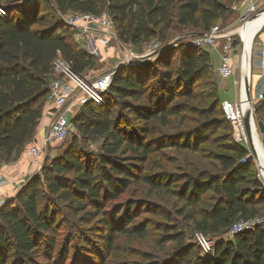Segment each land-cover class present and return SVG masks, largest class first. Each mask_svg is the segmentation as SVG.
<instances>
[{
    "label": "trees",
    "instance_id": "obj_1",
    "mask_svg": "<svg viewBox=\"0 0 264 264\" xmlns=\"http://www.w3.org/2000/svg\"><path fill=\"white\" fill-rule=\"evenodd\" d=\"M2 8L0 168L20 155L42 117L41 105L48 97L53 59L60 55L77 73L94 66L93 55L76 45L73 31L56 14L57 10L95 15L105 11L114 22L118 39L129 44L164 36L174 24L199 28V33L207 31L230 10L220 0H14ZM199 49L202 47L179 44L159 52L153 64L119 67L102 104L83 101L72 122L82 138L101 137L100 148L97 152H85L77 146L75 136L63 153L45 159L39 174L27 180L15 196L4 200L0 207V264H41L40 261L53 258L61 209L58 205L82 223L93 222L92 230L105 252L113 248L114 238L119 235L142 237L146 233L144 223L133 222L131 209L137 207L135 202L120 206H107V202L140 180L151 189L169 190L178 176L142 173L148 156L167 147L197 150L208 141L207 136L215 129L217 96V102L204 110V121L198 126L144 138L156 133L152 121L163 127L170 125V117L178 113L174 103L177 96H196L195 84L211 67L208 51ZM171 53L178 54L179 66L175 71L170 64ZM112 101L121 108L118 115L109 108ZM122 120L128 127L122 126ZM226 151L216 155L221 176L184 175L172 190L184 203L179 213L188 207L186 218L192 220L195 232L206 236L223 235L240 218L257 216L258 206L264 202L260 181L253 179L254 188L244 185L246 171L253 165L251 161H242L245 148L236 142L229 144ZM207 192L212 193L210 199L204 197ZM198 204L202 205L200 210L196 208ZM160 228L163 241H175L174 250L159 262L147 257L142 264H264L262 226L220 239L205 254H201L194 241L185 240L176 224ZM100 261L80 260L71 264H103ZM53 263L62 264L59 258Z\"/></svg>",
    "mask_w": 264,
    "mask_h": 264
},
{
    "label": "rangeland",
    "instance_id": "obj_2",
    "mask_svg": "<svg viewBox=\"0 0 264 264\" xmlns=\"http://www.w3.org/2000/svg\"><path fill=\"white\" fill-rule=\"evenodd\" d=\"M14 0H0L1 7H7ZM23 2L27 0H21ZM222 3L229 6L230 10L225 15L219 17L214 25L225 26L229 30H238L242 28V21L236 14L234 9L237 6L236 0H220ZM264 1V0H263ZM57 10V15L59 16ZM105 12V11H103ZM101 12V13H103ZM212 24V25H213ZM238 28V29H237ZM201 29L191 27H181L174 24L173 29L167 31L164 36H156L146 41H141L138 44L124 43L121 40L119 42L115 40L111 41H82L76 43V45L92 54L94 57V66L91 69L86 70V74L92 76L101 75L109 70L115 71L120 67H131L142 64H153L157 59L159 52L168 47L177 48L179 44H192V36L199 33ZM238 32V31H236ZM264 35V26L260 31V35ZM256 35L253 38L252 45V70L253 75L258 76V55L260 44L264 41V38ZM200 52L209 53L211 64L209 73L202 77L194 86L193 91L196 96L194 98L186 96H177L174 99L175 105H177L178 113L173 114L170 117V125L163 127L155 121H152L154 125L155 134H146L145 139L156 136L157 134H174L178 131H185L194 128L199 123L204 121L203 112L207 108L217 102L214 96L219 98L216 106V114L213 115L216 118L215 129L207 136L209 139L206 142L201 143L197 150L191 149H176L173 147H167L160 152L152 153L148 156L147 161L142 166V173L155 176L156 174H175L178 177L174 182L169 185V190L164 188L151 189L143 181H135L130 184L125 191L120 193L117 198L111 199L107 202V206L122 204L126 205L127 202H135L137 207H132L131 213L134 215L133 222H142L146 225V233L140 237L135 235H119L114 238V246L108 251H104L102 242L97 238L92 230L91 223H82L78 221V217L72 215L68 209L60 206V211L57 215L58 223L56 227V247L54 256L50 261H40L41 264H56L53 263L55 258H59L62 264H71V262L77 263L81 260L95 261L101 260L103 264H121L123 261H137L142 262L149 257L155 262H159L167 258L174 250L175 241H163V233L160 226L166 224H176L178 229L185 234V240L193 242V236L195 229L191 219L186 218L185 214L189 212L187 207L184 213H179L184 207L183 201L172 193L173 189H176L178 184L182 182L184 175L191 177L203 178L209 175H222L221 167L216 160V155L220 153H226V148L231 143H236L234 138L233 120L235 117V104L239 99L241 72H240V49L239 46L235 47V57L233 68L234 72L228 77H223L217 70L219 66V55L215 51L203 47L199 49ZM220 50V49H219ZM130 54L132 56H130ZM172 54V53H171ZM170 64L175 71L179 66L178 54L173 53L170 56ZM157 68H162L155 66ZM254 87L251 88V97L256 99L260 93H264V76L253 79ZM106 101V98H105ZM114 115H118L121 108L112 101L109 105ZM42 117L35 127L34 133L28 143L20 150L21 154L26 151L28 146L34 143L41 144L45 131L47 130L51 116L53 113L52 104L45 99L41 105ZM81 105H73L71 108L72 118L79 112ZM254 127L252 128V141L255 144L257 142V134L260 136V140L264 141V134H262L258 128L257 122L261 120L264 124V100H260L254 104ZM123 114H126L124 111ZM253 118V117H252ZM134 124H137L133 121ZM122 126L128 127L126 121L122 120ZM41 129V133L38 130ZM77 137V146L85 152H97L100 148L102 138L96 137L94 139L82 138L78 133L75 124L71 119V130L68 137L60 143H52L43 147V153L46 159L63 153L66 147L70 144L74 137ZM256 137V138H255ZM144 139V140H145ZM38 140V141H37ZM245 143L241 144L246 150V161L252 162V167L246 171L245 186L254 188L253 179L260 181V186L264 188L262 178L260 176V164L252 149L249 146V142L246 137ZM239 143V142H237ZM262 145V144H261ZM263 147V145H262ZM256 150L260 155V144ZM228 154H232L229 152ZM20 155H17L16 159ZM16 159H10L3 165L12 163ZM39 174V173H35ZM34 175V174H33ZM32 175V176H33ZM31 176V177H32ZM30 177V178H31ZM255 190V189H253ZM212 196L211 192H207L204 197ZM262 198V197H261ZM198 210L202 208L201 204L196 207ZM259 212L257 217H264V202L258 206ZM198 219L199 216H196ZM80 236V237H79ZM214 242L220 239H230L228 232L223 235H208ZM43 248V246H42ZM78 260V261H77Z\"/></svg>",
    "mask_w": 264,
    "mask_h": 264
},
{
    "label": "built area",
    "instance_id": "obj_3",
    "mask_svg": "<svg viewBox=\"0 0 264 264\" xmlns=\"http://www.w3.org/2000/svg\"><path fill=\"white\" fill-rule=\"evenodd\" d=\"M237 6L234 8L240 13L238 18L242 21L241 26L245 23L257 18L259 11L264 8L263 0H236ZM59 13L60 19L73 31V38L77 42L82 41H111L119 42L118 36L114 29V22L108 13L103 12L95 15L87 12ZM4 14V9L0 6V15ZM241 40H243L240 32L229 30L225 26L213 25L209 30L197 33L192 36V44L196 47H206L211 51H215L219 55L218 72L223 77L233 74V61L235 55V47L240 49V72L242 78V61H241ZM235 42V43H234ZM220 49V50H219ZM130 56H132L130 54ZM251 56L249 58V82L251 93ZM258 73L264 76V42L260 44L258 56ZM113 71L109 70L98 76H92L86 73L75 72L70 64L60 55H57L52 61V80L49 84V92L47 102L52 104L53 113L51 120L41 144L34 143L28 146L26 153L30 156L31 167L34 173H38L46 159L43 153V147L52 143H60L64 141L71 130V108L73 105H82L84 100H90L97 105L104 102V95L112 81ZM241 83V82H240ZM240 92L238 102L235 104V117L233 120L234 138L240 144L246 141V132L243 117L244 112L241 111ZM247 100V99H246ZM264 100V93H260L256 99H250L249 108L254 112V104ZM264 151V141L262 143ZM44 147V148H45ZM246 160L244 158L242 161ZM260 176L264 184V171L260 166ZM31 177L30 173L21 175V179L25 184ZM13 180L0 171V188L12 183ZM4 203V198H0V207ZM256 226L264 228V217H253L249 219L237 220L229 229L228 236L246 229H252ZM194 242L198 245L201 254L208 253L213 249L214 241L212 238L201 232H195L193 236Z\"/></svg>",
    "mask_w": 264,
    "mask_h": 264
},
{
    "label": "crops",
    "instance_id": "obj_4",
    "mask_svg": "<svg viewBox=\"0 0 264 264\" xmlns=\"http://www.w3.org/2000/svg\"><path fill=\"white\" fill-rule=\"evenodd\" d=\"M236 14L238 16H240V13L238 11ZM252 26H253V29H252V35H251V44H250V48L246 54V61L244 63L245 72L249 76H250V73H249L248 63H249V58H250L251 50H252L253 38L256 35L259 37V40H260V37H262L261 39L264 38L263 33L260 35V31L264 26V14H262V15L259 14L258 17L252 22ZM262 42H264V41H262ZM243 48H244V46L242 43L241 61H242ZM252 61L253 60H252V56H251V62ZM251 66H252V64H251ZM259 77H261V76H259V73H258V76H256V77H255V75H253V73H251V85H252V87H254L253 79L254 78L257 79ZM248 80L249 79H247V81H246V90L243 88L242 85L240 87V89H241L240 90V99H241L240 100V106L242 107L244 113L247 110H249L248 103L246 102V96H245V94H250L248 91V88H250ZM253 120H254V116H253V118L249 124L250 134H252V128L254 127ZM38 132L41 133V129H39ZM256 134H257V138L256 137L255 138H256L257 142H259V144H260V154L263 155L264 151H263L262 146H261L260 136L257 132H256ZM253 144H254V146H256V145H257V147L259 146V144H255L254 141H253ZM30 161H31L30 156L24 150L14 162L1 166L0 171L3 174H5L6 176H9V178H11V180H13V182L7 184L6 186H4L2 188H0V198H4V200H5L7 198H11V197L15 196V194L24 185V183L21 179L22 174L30 173L31 176L33 175L34 169L31 167Z\"/></svg>",
    "mask_w": 264,
    "mask_h": 264
},
{
    "label": "bare ground",
    "instance_id": "obj_5",
    "mask_svg": "<svg viewBox=\"0 0 264 264\" xmlns=\"http://www.w3.org/2000/svg\"><path fill=\"white\" fill-rule=\"evenodd\" d=\"M262 14H264V10L260 13V15H262ZM255 19L245 23L242 28L236 30V31L240 32V34L242 35V38H243V46H244V48H243V54H242V67H241V70L243 72H245L244 63L246 61V54H247V52H248V50L250 48V44H251V35H252V29H253L252 22ZM241 53H242V51H241ZM241 85L246 90V82H244V78L243 77L241 78L240 87H241ZM245 96H246V94H245ZM246 102L248 103V107H249V102L247 100H246ZM239 107H240V105H239ZM241 111L243 112L242 107H241ZM251 120H252V116L249 119V124H250ZM261 144H262V141H261ZM254 147H255V150H256V146H254ZM262 149H263V147H262ZM256 152H257V150H256ZM257 155H258L259 164H260V166L262 167V169L264 171V154L263 155H261V154L259 155L258 152H257Z\"/></svg>",
    "mask_w": 264,
    "mask_h": 264
},
{
    "label": "water",
    "instance_id": "obj_6",
    "mask_svg": "<svg viewBox=\"0 0 264 264\" xmlns=\"http://www.w3.org/2000/svg\"><path fill=\"white\" fill-rule=\"evenodd\" d=\"M263 10H264V8H262V9L259 11V13H261ZM234 43H235V42H234ZM242 43H243V40H241V51H242ZM120 66H121V64L118 65L116 68H118V67H120ZM242 77L244 78V82H246L247 79H249V75H247L246 72H243V71H242ZM248 81H249V80H248ZM249 87H250V82H249ZM248 91L250 92V88H248ZM246 99H247L248 101H250V99H251V93H250V94H246ZM251 116L253 117V116H254V113L252 112L251 108H249V110H247V111L245 112V115H244V117H243V121H244L245 132H246V135H247V140H248V142H249V146H250V148L252 149V152L254 153V155L256 156V158L258 159V155H257V152H256V150H255V147H254V144H253V141H252V137H251V134H250V129H249V119H250ZM257 125H258V128H259L260 132H261L262 134H264V124H263V122H262L261 120H259V121L257 122ZM22 187H23V186H22ZM22 187H21V188H22ZM21 188H20V189H21Z\"/></svg>",
    "mask_w": 264,
    "mask_h": 264
}]
</instances>
